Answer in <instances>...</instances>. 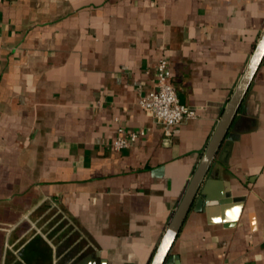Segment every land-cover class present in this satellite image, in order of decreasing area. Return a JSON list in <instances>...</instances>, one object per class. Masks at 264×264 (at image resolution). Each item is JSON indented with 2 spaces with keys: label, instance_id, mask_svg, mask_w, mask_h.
Returning a JSON list of instances; mask_svg holds the SVG:
<instances>
[{
  "label": "crops",
  "instance_id": "obj_1",
  "mask_svg": "<svg viewBox=\"0 0 264 264\" xmlns=\"http://www.w3.org/2000/svg\"><path fill=\"white\" fill-rule=\"evenodd\" d=\"M263 30L264 0H0V264H149ZM201 189L167 263L264 264V60Z\"/></svg>",
  "mask_w": 264,
  "mask_h": 264
},
{
  "label": "water",
  "instance_id": "obj_2",
  "mask_svg": "<svg viewBox=\"0 0 264 264\" xmlns=\"http://www.w3.org/2000/svg\"><path fill=\"white\" fill-rule=\"evenodd\" d=\"M263 60L264 30L259 36L239 82L222 111L213 135L206 146L205 152L196 167L168 228L156 247L149 264H168L167 259L169 253L189 211L194 204L199 206L200 202L205 199L206 195L205 191L201 189L202 185L219 151L225 143L229 132L232 130L237 114Z\"/></svg>",
  "mask_w": 264,
  "mask_h": 264
},
{
  "label": "built area",
  "instance_id": "obj_3",
  "mask_svg": "<svg viewBox=\"0 0 264 264\" xmlns=\"http://www.w3.org/2000/svg\"><path fill=\"white\" fill-rule=\"evenodd\" d=\"M155 77L154 89L147 93L139 92L137 105L155 125L163 130L165 136L170 137L173 128L196 119L197 113L180 103L171 83V71L166 61L162 59L158 61L155 67ZM137 139V134H125L121 128H118L113 149L116 151L127 149Z\"/></svg>",
  "mask_w": 264,
  "mask_h": 264
},
{
  "label": "snow or ice",
  "instance_id": "obj_4",
  "mask_svg": "<svg viewBox=\"0 0 264 264\" xmlns=\"http://www.w3.org/2000/svg\"><path fill=\"white\" fill-rule=\"evenodd\" d=\"M238 211V210H237Z\"/></svg>",
  "mask_w": 264,
  "mask_h": 264
}]
</instances>
